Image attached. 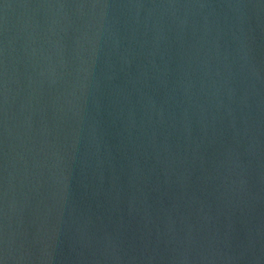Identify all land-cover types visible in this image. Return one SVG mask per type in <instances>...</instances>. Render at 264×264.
Listing matches in <instances>:
<instances>
[{"label":"water","instance_id":"1","mask_svg":"<svg viewBox=\"0 0 264 264\" xmlns=\"http://www.w3.org/2000/svg\"><path fill=\"white\" fill-rule=\"evenodd\" d=\"M0 264H264V0H0Z\"/></svg>","mask_w":264,"mask_h":264}]
</instances>
